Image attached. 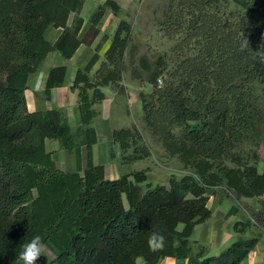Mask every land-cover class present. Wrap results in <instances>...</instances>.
<instances>
[{
	"label": "trees",
	"instance_id": "trees-1",
	"mask_svg": "<svg viewBox=\"0 0 264 264\" xmlns=\"http://www.w3.org/2000/svg\"><path fill=\"white\" fill-rule=\"evenodd\" d=\"M233 1L239 10L228 11L221 0L169 2L159 24L175 40L173 62L158 56L151 66L142 57L145 76L131 68L132 78L151 84L138 92L146 128L187 168L153 183L147 168L107 178L105 165L92 158L93 104L105 97L100 87L118 86L126 70L128 20L119 18L94 70L107 34L75 71L71 88L77 89L81 125L72 128L63 108L29 110L24 94L29 74L49 52L70 57L81 41L91 43L97 35L104 11L119 15L121 5L103 0L79 38L84 0H0V264H22L16 257L36 235L54 253L45 264H138L139 257L157 264L164 256L185 257L187 264H241L259 239L243 236L250 217L234 221L238 236L218 254L190 238L194 225L211 216L207 190L223 187L238 197L264 193V164L259 169L256 150L243 148L245 140L258 145L264 135V0ZM49 25L62 28L54 42L44 36ZM65 71L64 64L49 67L46 97ZM46 138L75 151L76 170L56 166ZM112 139L123 161L150 155L136 127L113 128ZM81 144L87 148L84 168ZM259 215L264 221V207ZM152 232L166 237L163 249L149 247Z\"/></svg>",
	"mask_w": 264,
	"mask_h": 264
},
{
	"label": "crops",
	"instance_id": "crops-1",
	"mask_svg": "<svg viewBox=\"0 0 264 264\" xmlns=\"http://www.w3.org/2000/svg\"><path fill=\"white\" fill-rule=\"evenodd\" d=\"M80 11V15L82 16V8ZM108 13V9H106L105 13L97 23V27L99 30H101V32H108L107 30H109L110 27L111 30L116 27V23L118 21L117 18L113 20V24L110 25L109 29H102L104 16ZM71 19L72 17L70 15L68 19L69 22L71 21ZM83 19V25L78 34L79 38L84 35L87 27L89 26V15L87 17H83ZM61 30V27L49 25L44 30V36L50 42H54L60 34ZM94 51L95 50L92 48L91 43L81 41V43L77 46L76 50L70 57H64L60 52L55 50L49 52L45 56L40 69L30 73L27 78V84L24 89L27 108L31 111L43 110L48 108H63L65 110L67 120L72 128L81 125L82 121L77 103V89H72L71 86L74 81L76 69L79 67H83L90 59ZM48 57L52 58L48 61ZM100 59L101 57L95 64H98L100 62ZM59 64H64L66 66L63 82L58 86L52 87L50 90V96L46 97L45 83L48 69L53 65ZM118 83V86H115L113 84L101 86L100 88L103 92L104 86L109 85H112L114 90H112L111 94L108 96L105 94V97L100 102H96L93 104V107L97 110V114L93 117L92 121V125L95 128L97 141L92 144V158L94 162L102 163L99 162L101 161V159L99 158V153L101 154L106 151L107 164L108 162H113V165H111V168H109V170L105 163H103L105 165V176L107 178H116L123 172L134 170H121L122 165L129 164L135 160L129 162L123 161L121 148L118 142L113 141L112 139L113 128L131 126V124L122 125L123 115H126L127 103H125L122 94L119 92L122 88V80H120ZM101 144L103 145L102 148L100 147ZM45 147L48 151L51 152V156L58 168L65 171H73L77 169V159L75 151L73 149L71 150L61 147L58 140L54 138H46ZM111 147L114 152L113 157L110 156ZM79 153L80 166L81 168H84L87 163V148L85 144L80 145ZM206 194L208 196L207 206L211 210V216L208 219L194 225L190 238L192 240L201 242H205L206 239H212L214 240L217 249L221 251L229 240L238 236V233L233 229V223L235 220L241 219L243 215L245 216V214H243V212H240V208H238L237 205L229 197H227L226 195L224 196L220 189H217V187L207 190ZM233 205H236V209L231 210V207ZM250 228L251 227L247 229L243 236L258 234L259 239L241 260V264H264V227H257V231L255 230V232H252L253 228ZM208 254L210 253L208 252ZM157 264H187V258L164 256L157 261Z\"/></svg>",
	"mask_w": 264,
	"mask_h": 264
},
{
	"label": "rangeland",
	"instance_id": "rangeland-1",
	"mask_svg": "<svg viewBox=\"0 0 264 264\" xmlns=\"http://www.w3.org/2000/svg\"><path fill=\"white\" fill-rule=\"evenodd\" d=\"M116 1L121 5L119 15L113 14L112 11L108 9L109 13L104 16L102 29H109L110 25L113 24V20L115 18H117V20H119V18H125L130 22L132 27L131 39L128 44L125 56V62L127 66L121 79L122 88L119 91L122 94L123 100H125V103H127L126 115H123L122 125L131 124V126L136 127V129L142 136L143 142L150 149L149 156H147L146 158L137 159L129 164L122 165L121 170L147 168L149 181L153 183L166 182L171 172L180 174L182 172L187 171V168L182 167L181 162L176 156L167 155L160 141L155 136H153L150 131L146 128L142 119L140 100L137 97L139 90L149 91L151 89V84L145 80L140 81L138 79L132 78L131 68H138L145 76L147 73L146 70L141 69L140 67L142 57L146 58L151 66L154 64L155 59L158 56L166 58L169 65L173 62L174 57L170 48L175 40L173 38H168L163 34L159 22L163 16V13L168 3L171 1L176 3L178 0ZM101 2H103V0H84L82 7V16L87 17L88 15H90V13L95 9V7ZM221 2L225 4L228 11H237L240 9L239 5H237L233 0H221ZM72 16L73 14L71 13V17ZM114 29L115 27L113 28V30H111L110 27V29L107 30L108 32H101V30H99L97 36L94 38V40L91 41L92 48L95 50L96 44L100 42L101 37L104 36L103 34H107V38L104 42H101L102 45L98 48V52L100 53L101 59H103L104 49L108 45L110 36L112 35ZM51 58L48 57L47 60L49 61V59ZM97 65L98 64H95L92 70H94ZM103 90L108 96L111 94V91L114 90V88L112 87V85H109L104 86ZM259 111L263 113L262 116L264 118L263 101L259 106ZM262 123L264 124V122ZM261 127L264 128L263 125ZM256 140L257 139H255L254 141L251 139L245 140L243 143V148L246 150H256V153L259 156L258 168L261 169L264 164V135H262V137H260V139L258 140V145L254 144ZM100 147L102 148L103 145L101 144ZM99 156V158L101 159V161L99 162L105 163L109 170V168H111V165H113V162H108L107 164L106 151L101 154L99 153ZM217 189H220L224 196L226 195L227 197H229L237 205V207L240 208V212H243V214H245V216L243 215L242 217L243 219H246L247 217L253 219V224L250 226L251 228H253L252 232H255V230L257 231V227H264V225L261 226V223H263L264 221L259 215V209L264 207V194L260 197H238L234 195V193L224 189L223 187H217ZM254 220L256 223L254 222ZM181 227L182 224L179 223L178 228ZM233 239L229 240L226 245L230 244ZM203 243L207 246L208 252L210 254H218V252H220V250L217 249V247L215 246L214 240L206 239V241ZM43 256L44 257H41L36 262V264H45L49 259L54 257L53 251L47 245ZM137 262L138 264H143L142 258L139 257L137 259Z\"/></svg>",
	"mask_w": 264,
	"mask_h": 264
},
{
	"label": "clouds",
	"instance_id": "clouds-1",
	"mask_svg": "<svg viewBox=\"0 0 264 264\" xmlns=\"http://www.w3.org/2000/svg\"><path fill=\"white\" fill-rule=\"evenodd\" d=\"M166 237L160 232H152L148 239L150 248L161 250L166 246ZM46 244L40 235H36L29 243L22 245V251L17 255L16 261L22 264H36V262L44 257L43 253Z\"/></svg>",
	"mask_w": 264,
	"mask_h": 264
}]
</instances>
